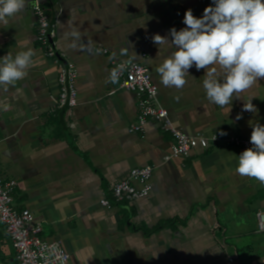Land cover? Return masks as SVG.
Segmentation results:
<instances>
[{"label":"crops","instance_id":"obj_1","mask_svg":"<svg viewBox=\"0 0 264 264\" xmlns=\"http://www.w3.org/2000/svg\"><path fill=\"white\" fill-rule=\"evenodd\" d=\"M210 5L212 0H47L58 51L78 70V105L64 109L57 107L58 65L38 42L31 4L0 24V58L35 51L27 75L0 90V178L18 183L16 208L32 211L43 236L60 240L71 264H264L258 228L264 185L237 174L246 149L228 142L250 139L253 126L264 125V79L234 99L229 111L207 100V70L189 69L182 89L165 87L157 72L175 49L158 46L153 37L171 40L170 29L186 27L187 10L201 18ZM74 29L81 37L75 48ZM114 57L149 67L174 126L220 142L164 162L172 136L152 120L141 133L129 131L138 119L137 98L109 82ZM249 99L256 112L243 111ZM147 165L155 167L147 197L101 205L117 182ZM16 263L0 221V264Z\"/></svg>","mask_w":264,"mask_h":264},{"label":"clouds","instance_id":"obj_2","mask_svg":"<svg viewBox=\"0 0 264 264\" xmlns=\"http://www.w3.org/2000/svg\"><path fill=\"white\" fill-rule=\"evenodd\" d=\"M29 4L38 7L40 0H0V24L7 25L11 17ZM183 23L186 27L179 31L170 29L171 40L159 34L153 37L158 46L170 44L175 49L157 68L165 87L182 89L193 66L197 71L207 70L203 80L206 98L225 109L234 99H241V94L257 81L264 79V0H212L201 18L195 17L191 9L187 10ZM71 35L75 48L81 39L80 33L74 29ZM80 47L82 50L87 48L82 43ZM120 54L127 55V50ZM34 56L35 51L27 49L15 56L8 53L0 58V90L6 92L22 80ZM122 70V65L114 69L109 82L118 83ZM9 107L2 105L5 111ZM243 111H257L252 99L244 101ZM240 118L238 115L237 119ZM250 143L252 147L238 156L235 171L264 185V125L253 126Z\"/></svg>","mask_w":264,"mask_h":264},{"label":"built area","instance_id":"obj_3","mask_svg":"<svg viewBox=\"0 0 264 264\" xmlns=\"http://www.w3.org/2000/svg\"><path fill=\"white\" fill-rule=\"evenodd\" d=\"M47 1V0H46ZM40 0L38 7H33L37 18V39L46 57L58 65L59 97L57 107L74 108L78 105L76 80L78 70L73 62L65 61L58 51L57 24L53 22L44 8L45 2ZM98 52L109 53L107 48H98ZM113 70L121 65L123 70L119 76L118 88L136 95L138 103V119L129 131L141 133L149 121H155L160 129L172 136L171 151L165 155L164 162L173 158L188 156L197 148L207 149L211 143L220 142V138L207 137L203 134L188 135L174 126L168 111L159 103V88L155 84L149 67L134 58L112 59ZM214 137H216L214 139ZM228 142L239 148L252 147L250 139L231 137ZM155 167L147 165L134 168L123 180L111 189V198L103 197L101 205L111 208L113 204L131 202L149 195V180ZM136 181L142 183L139 188ZM18 186L15 180L0 178V221L6 226L7 233L16 251V264H71V256L60 240L43 236V228L36 221L30 209H17L14 193ZM258 228L264 232V211L258 213Z\"/></svg>","mask_w":264,"mask_h":264},{"label":"water","instance_id":"obj_4","mask_svg":"<svg viewBox=\"0 0 264 264\" xmlns=\"http://www.w3.org/2000/svg\"><path fill=\"white\" fill-rule=\"evenodd\" d=\"M44 1H46V0H44Z\"/></svg>","mask_w":264,"mask_h":264}]
</instances>
